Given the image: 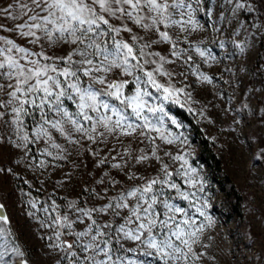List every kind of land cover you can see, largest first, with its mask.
<instances>
[{
    "label": "snow or ice",
    "instance_id": "1",
    "mask_svg": "<svg viewBox=\"0 0 264 264\" xmlns=\"http://www.w3.org/2000/svg\"><path fill=\"white\" fill-rule=\"evenodd\" d=\"M257 3L264 8V0H217L213 21L212 0H0V144L25 157L30 146L43 145L37 152L53 161L83 151L98 169L118 170L103 172L95 181L102 187L85 188L83 200L45 201L40 209L29 201L44 213L40 227L50 233L47 247L60 254L58 264L199 259L193 244L203 228L195 214L207 219L206 205L197 206L203 182L183 155L165 152L183 162L172 169L153 134L174 142L164 130L165 102H178L184 88L176 86L177 73L169 65L192 60L188 37L204 27L197 14L206 15L209 25L234 24L233 34L239 35L245 27L239 15L260 11ZM233 44L244 51L241 43ZM195 52L214 59L198 44ZM199 78L211 82L203 73ZM113 141L124 150L111 148V161L97 159L98 147ZM47 164L41 159L35 166ZM149 167L154 173L145 175ZM11 171L0 167V173ZM4 207L0 203V238L10 234ZM137 251L142 257L130 255ZM12 257L28 264L19 246L0 244V264H10Z\"/></svg>",
    "mask_w": 264,
    "mask_h": 264
},
{
    "label": "rangeland",
    "instance_id": "2",
    "mask_svg": "<svg viewBox=\"0 0 264 264\" xmlns=\"http://www.w3.org/2000/svg\"><path fill=\"white\" fill-rule=\"evenodd\" d=\"M216 2L212 0L210 5L213 21ZM256 7L261 10L239 15L245 24L239 35L233 34L234 24L209 25L205 23L209 18L198 13L197 19L204 27L188 37L192 45L188 54L192 60L169 65L177 73L176 86L184 88L178 102H165L168 115L164 130L174 142L166 144L158 134L153 135H157L159 154L172 169L179 168L183 162L171 161L165 152L183 155L187 166L195 167L203 182L204 191L197 192L200 197L197 206L206 205L207 219L195 214L203 228L193 244L199 256L194 264H264V8L259 3ZM216 27L222 30L217 32ZM221 41L224 48L219 46ZM233 41L241 43L244 51L236 48ZM197 44L206 53L210 51L214 59L201 58L195 52ZM199 73L210 77L211 82L202 81ZM176 108L190 112L199 133L175 115ZM173 119L179 127L172 123ZM202 139L207 141V149L215 156L218 168L205 155ZM30 147L32 152L25 157L20 150L0 144V167L12 170L0 173V203L4 204V214L9 218L4 228L10 230L9 235L0 238V244L9 248L19 246L28 264H58L60 254L47 247L49 241L45 237L50 233L40 227L39 218L44 213L37 209L45 201L32 191L45 195L49 204L53 196L65 201L78 197L83 200L88 195L85 188L102 187L95 181L103 172L116 175L118 170L107 165L98 169L93 158L83 151L69 160L53 161L37 152L43 145ZM111 148L124 150L113 141L108 148L98 147L97 159L107 157L111 161L116 156ZM41 159H47L48 164L37 168L35 165ZM150 173H154L152 167L144 172ZM178 182L185 189L196 191L179 179ZM236 195L242 198L240 204ZM30 200L37 201V209H31ZM30 211L37 212V216L30 217ZM130 255L142 257V252ZM148 259L151 264V258ZM10 264H19V260L12 257Z\"/></svg>",
    "mask_w": 264,
    "mask_h": 264
},
{
    "label": "trees",
    "instance_id": "3",
    "mask_svg": "<svg viewBox=\"0 0 264 264\" xmlns=\"http://www.w3.org/2000/svg\"><path fill=\"white\" fill-rule=\"evenodd\" d=\"M174 113L175 115L183 120L184 122L188 123L192 128L193 130L196 132V133H199V130L194 122V119L193 117L191 116L190 112L186 111L185 109H179V108H176L174 109ZM202 142V146L204 148V152H205V155L207 156V158H209L211 161H213L215 163V165L217 166V168L219 167L217 162H216V159H215V156L212 154V152L209 151V149H207V141L205 139H202L201 140ZM32 194L40 199H42L43 201H46V199L48 200L47 197H45V195L43 194H40V193H37L35 191H32ZM53 199L56 200L57 203L59 204H63L65 202V200L57 197V196H53ZM241 197L239 195H236V201H237V204H240L241 202Z\"/></svg>",
    "mask_w": 264,
    "mask_h": 264
}]
</instances>
